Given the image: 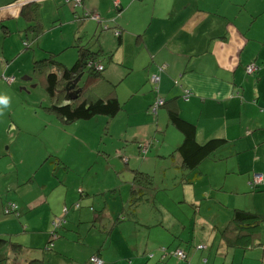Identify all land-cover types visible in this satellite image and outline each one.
Returning <instances> with one entry per match:
<instances>
[{
    "label": "crops",
    "instance_id": "obj_1",
    "mask_svg": "<svg viewBox=\"0 0 264 264\" xmlns=\"http://www.w3.org/2000/svg\"><path fill=\"white\" fill-rule=\"evenodd\" d=\"M85 12L100 22L85 19ZM52 23L61 32L73 31L72 37L57 36L59 48L39 47V36ZM79 46L98 52L104 67L93 82L94 95L105 97L111 86L116 93L113 83L136 67L153 92L135 101L137 113L148 119L143 131L126 118L115 150L110 154L104 147L110 158L103 161L97 150L91 161L80 152L81 166L69 180L54 173L72 172L71 165L79 163L58 147L70 131L74 138L76 129L67 132L69 123L49 110L44 77L34 68L50 54L70 68ZM69 48L76 58L67 67L56 56ZM249 64L256 66L252 74L246 72ZM153 75L159 77L156 85ZM157 98L165 103L153 113ZM4 99L0 164L25 169L0 189V264H92L94 256L102 264H264V0H82L80 7L65 0H0ZM119 102L122 109L111 122L123 110ZM170 111L195 125L198 143L226 140L195 172L182 168L176 149L183 135L170 124ZM11 135L4 151L1 143ZM79 144L85 142L80 138ZM50 159L54 181L46 192L35 179ZM172 165L176 171L167 176ZM138 173L150 177L151 186L135 184ZM255 174L262 176L261 184L254 183ZM167 177L176 179L175 199L195 210L193 225H185L187 218L164 202L173 197L158 199L148 192L153 180ZM135 191L141 198L131 204ZM207 195L213 202L201 201ZM8 203L17 209L6 215ZM236 210L256 216L239 221Z\"/></svg>",
    "mask_w": 264,
    "mask_h": 264
},
{
    "label": "rangeland",
    "instance_id": "obj_2",
    "mask_svg": "<svg viewBox=\"0 0 264 264\" xmlns=\"http://www.w3.org/2000/svg\"><path fill=\"white\" fill-rule=\"evenodd\" d=\"M90 19L93 22L98 21L93 18H90ZM111 20L113 22V19ZM49 21H50V17H48V22ZM54 24L55 23H52L48 26L45 25L46 27L43 29V32L41 33L38 39L40 43L39 47H41V43H42L43 44L42 46H47V47L49 46L54 49L59 48L58 47L59 43L56 42L57 36H62L64 34V38H66L67 40H68V37L69 38L72 37L71 34L73 33V31L68 32V31H65L67 29L64 28L63 29L64 31L61 32L62 30H59V27L55 28L53 26ZM69 25L70 24L67 23L66 28H68ZM102 25H105L104 27H102V29L107 30L105 29V27L108 28V25L106 24L105 21ZM93 30L94 29H92V32ZM70 53H75V50L70 49V48L66 49L64 52L60 53L59 56L57 55L56 58L59 61H62V64L64 66L67 64V67H70L76 58L74 57V55H70ZM64 59H66L67 62L63 61ZM86 79H87V75L83 77V79L80 81V84H84ZM142 80H144V82H142ZM145 80H146L145 73L140 68L136 67L135 69H132L129 75H125L124 79L122 80L117 79V81L113 83L116 86V93H117V97L119 101L124 103L123 110L118 114V116H116V118H114L113 122H111L110 118L98 115L89 120H80V121L69 123L66 125L64 124L65 125L64 127L68 129L67 132H69V130L76 129V135H74V138L71 135H69V134H72L71 131L68 133V135L63 134L66 137L61 141V144L58 145V147L61 148V151L60 150H57V151H60L62 155H66L68 158H72V160L76 158L77 159L76 162H79V163L76 164L75 166L71 165L72 167L71 169H73L72 172L63 173L64 170L60 168L57 169L56 172L54 173L55 174L54 176L57 175L58 177H60V179H62L63 176H69V180L74 179L75 175H77L79 168L81 166V159L77 158V156L80 155V152H82L81 154L84 155V157L83 156L82 157L86 160L90 158L89 156H91V159H92L91 161L96 160L97 150L99 151L98 155L100 154L99 156L103 161H106V159H109L110 157L107 156V153H105L106 151L104 150V147L108 148V153L110 154L111 152L115 150V143L116 141L119 140L118 133L122 132L121 131L122 129H119V128H122L124 126L126 122V118L128 119L129 124H132L135 126L139 124L136 130L143 131V129L145 128L144 123H146L148 119L137 113L139 105L135 104V101H137V99L144 98L145 95H148L153 92V90L150 87L151 84L149 80L148 82H146ZM102 86L100 85L98 87V90H100V92L103 91V88L105 87V86L103 87ZM95 87L96 85L92 84L90 88L92 91H94ZM41 90L43 94L47 96L46 92L43 89ZM136 96L139 98H136ZM1 111H7V110L5 109L0 110V113ZM150 115L151 117H154L152 112L150 113ZM107 121H109L108 126H107ZM166 121L167 119L163 120L161 124L163 126H166L167 124ZM77 125H79V127ZM61 130H63V126L61 127ZM7 132L8 133L7 135H5V139L9 136V133H10L9 130ZM80 138L83 140V142H85V144H79ZM10 140H13L12 135L8 138V142L5 145H2L3 143H1V146H4L2 148L4 151L8 147ZM69 141H72V142H69ZM7 158H9V156H7ZM52 160L54 159H50L45 164V166L41 167L36 172L37 177L35 179V182H37V185L40 187H43V186L46 187L45 189L46 192L49 191L50 184L54 181V176L52 175V172L49 170V167H50L49 165H51ZM20 165L21 164H19L17 167L16 165H8L7 163H4V162L0 164V170H1L0 171L1 172L0 189H3V185L6 184L7 182L10 181L11 183L15 179L17 180V177H16L17 172H20V171L23 172V170L25 169L21 167ZM199 169L200 167L198 168V170ZM175 171H176V168L174 165H172L167 171L168 172L167 176H171L169 172H175ZM5 177H9V180L6 181ZM41 180H43V182ZM175 180L176 179L170 180L169 177H167L164 180L163 178L161 179L158 178V181L153 180L152 181L153 187H151L148 192H151V193L155 192L156 194H158L159 195L158 199L166 198L168 196H169V199H171L173 197L174 198L173 202L171 203L169 202V204H168V200L164 202L167 204V206L172 210L174 214L178 215V217L180 218L182 217V219L184 220L187 218V221L184 223L185 225H193L194 224L193 218L195 216V210L188 203L184 204L181 202V200L175 199V197L180 194L179 190H176L177 184ZM167 181L168 183L166 184L165 182ZM157 187L159 188V191H155ZM7 188L8 187L5 186L4 190H7ZM201 201L213 202V196H210V195H207V197L203 196ZM206 205L207 204L204 202L203 209L204 208L207 209ZM209 208H211V206H209ZM125 214L128 215L129 212H126Z\"/></svg>",
    "mask_w": 264,
    "mask_h": 264
},
{
    "label": "trees",
    "instance_id": "obj_3",
    "mask_svg": "<svg viewBox=\"0 0 264 264\" xmlns=\"http://www.w3.org/2000/svg\"><path fill=\"white\" fill-rule=\"evenodd\" d=\"M31 3H37V1H30L27 4ZM92 15H95V13L85 12L83 17L90 19ZM96 17L97 22H100L97 15ZM117 32L115 30L114 34L116 35ZM97 56L98 52L92 51L91 48L79 46L77 60L70 68H64L56 61L55 56L52 54L36 62L35 72L38 76L44 77L45 90L52 101L49 110L58 115L65 123H72L77 120H89L98 115L112 118L122 109L114 86H111L109 93L105 97H98L92 93L90 87L95 80L101 77L103 70H97L96 67L97 65H101L104 68L97 59ZM79 75L83 77L87 75L84 84H80L82 80L80 79L78 84L68 91L67 88L69 87H66L68 82L73 81ZM168 120L183 135V142L176 149V152L182 159V168L185 171H197L204 160L214 156L226 144V140L223 138H213L203 144L198 143L195 125L182 119L176 112L170 111L168 113ZM187 176L183 174V178L188 183H191L192 178H188ZM134 183L139 186H151L150 177L141 173L135 175ZM131 196V204H134L141 198L136 191L135 193L132 192ZM253 216L256 215L240 210L234 212V217L239 221L245 218L252 220ZM52 236L55 237V232L52 233Z\"/></svg>",
    "mask_w": 264,
    "mask_h": 264
},
{
    "label": "built area",
    "instance_id": "obj_4",
    "mask_svg": "<svg viewBox=\"0 0 264 264\" xmlns=\"http://www.w3.org/2000/svg\"><path fill=\"white\" fill-rule=\"evenodd\" d=\"M65 2L66 3H72L74 7H78V6L81 5V0H65ZM91 18H93L95 20L97 19L96 15H92ZM118 34L119 33L117 32L116 35H118ZM96 68H97V70H102L103 69L101 65H97ZM255 71H256V66L253 65V64H250V65H248L246 67V72L248 74H251V73H253ZM8 80L12 81L13 78H10ZM150 81H151V83H153V84L156 85L159 82V77L156 76V75H153L150 78ZM155 89H157V87H155ZM188 96H189V92H186L185 95H184V98L185 99H188ZM163 104H164V99L157 98L156 101H155V103H154V105H153V107H152V112L155 113L156 112V109L158 107L162 106ZM262 182H263L262 176L259 175V174H255V176H254V183L257 185V184H261ZM16 209H17V206L14 203H8L7 206L4 208V213L6 215H8V214H11V213L16 212ZM175 255L179 259H185L186 258L185 254L182 251H176L175 252ZM90 262L92 264H102V261L99 258L95 257V256L90 258Z\"/></svg>",
    "mask_w": 264,
    "mask_h": 264
},
{
    "label": "water",
    "instance_id": "obj_5",
    "mask_svg": "<svg viewBox=\"0 0 264 264\" xmlns=\"http://www.w3.org/2000/svg\"><path fill=\"white\" fill-rule=\"evenodd\" d=\"M81 76L82 75H79L73 81L68 82V84L66 85V87H69V88H67L68 91L73 89L78 84V82L81 79Z\"/></svg>",
    "mask_w": 264,
    "mask_h": 264
},
{
    "label": "clouds",
    "instance_id": "obj_6",
    "mask_svg": "<svg viewBox=\"0 0 264 264\" xmlns=\"http://www.w3.org/2000/svg\"><path fill=\"white\" fill-rule=\"evenodd\" d=\"M0 103H4L6 105L7 104V99H4V100L0 101Z\"/></svg>",
    "mask_w": 264,
    "mask_h": 264
}]
</instances>
